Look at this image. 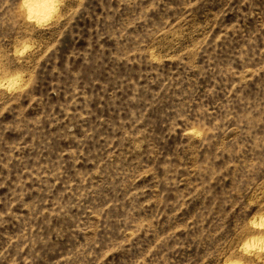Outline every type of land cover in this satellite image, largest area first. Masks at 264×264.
Instances as JSON below:
<instances>
[{
  "label": "rangeland",
  "instance_id": "374dc122",
  "mask_svg": "<svg viewBox=\"0 0 264 264\" xmlns=\"http://www.w3.org/2000/svg\"><path fill=\"white\" fill-rule=\"evenodd\" d=\"M34 1L0 0V264H264V0Z\"/></svg>",
  "mask_w": 264,
  "mask_h": 264
},
{
  "label": "bare ground",
  "instance_id": "6f19581e",
  "mask_svg": "<svg viewBox=\"0 0 264 264\" xmlns=\"http://www.w3.org/2000/svg\"><path fill=\"white\" fill-rule=\"evenodd\" d=\"M50 7H51V2H49V0H35L32 7H30L29 9H30V12L33 13V16L34 15L39 16L45 13L47 14Z\"/></svg>",
  "mask_w": 264,
  "mask_h": 264
}]
</instances>
